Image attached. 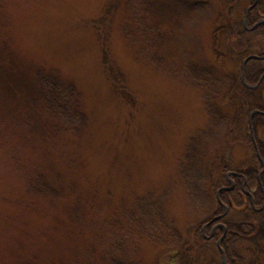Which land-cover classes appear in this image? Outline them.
Segmentation results:
<instances>
[{
  "label": "rangeland",
  "instance_id": "obj_1",
  "mask_svg": "<svg viewBox=\"0 0 264 264\" xmlns=\"http://www.w3.org/2000/svg\"><path fill=\"white\" fill-rule=\"evenodd\" d=\"M231 2L233 22L221 18ZM249 2L0 0V220L32 231L0 247V264H85L103 226L116 230L122 218L142 229L143 264H222L216 240L193 252L196 262L179 246L185 224L208 212L193 213L182 172L230 155L231 171L261 173L264 184V115L250 116L264 113V82L237 83L264 36L248 35L245 46L229 36ZM226 93L251 117L246 131L241 116L206 104ZM56 112L73 124L48 126ZM251 134L257 152L241 144ZM50 135L61 151L43 160L34 186L46 197L27 196L14 166L40 162L37 144ZM223 219L239 236L232 262L264 264V212L249 227L245 207Z\"/></svg>",
  "mask_w": 264,
  "mask_h": 264
},
{
  "label": "trees",
  "instance_id": "obj_2",
  "mask_svg": "<svg viewBox=\"0 0 264 264\" xmlns=\"http://www.w3.org/2000/svg\"><path fill=\"white\" fill-rule=\"evenodd\" d=\"M231 6H232V2L228 3V5H226V7L222 9L221 18L223 20L233 22V20L236 19L235 15L229 12ZM262 15H264V0H257L256 5L248 11L247 14L248 24H252L256 22L258 19L262 17ZM243 18H244V11L242 13V19ZM237 29L235 28L234 30H232L229 35L230 38L234 40V43L237 46H245L247 42L246 38L248 35L256 34V35L264 36V24L262 23L257 24V26L253 31H246L243 26ZM235 44H229V46L234 47ZM263 63H264V59L261 58H250L246 61L243 71V79L245 83L254 85L259 81L261 75L264 72ZM263 82H264V77L261 78L259 84H262ZM237 83L242 86H245L241 81V65H240V73L239 76L237 77ZM214 98L215 97L210 99V102L207 100L208 103L206 102V104H209L212 107V105L215 102H217L219 107H221V109L223 110V113L229 116L232 115V118L238 117V115L241 116V119L243 120V122H241V128L243 131L244 130L246 131L250 123L249 116L246 117L243 114L244 113L243 110H241L240 112L237 110L238 99L234 98L233 93H228V94L226 93L220 97H217V100ZM263 98H264V93H263ZM50 110H51L50 108H47L46 112L52 114V112H49ZM67 124L72 125L73 124L72 119H69L65 113L56 112L51 117V122L49 123L48 126H50L53 129H58V130L60 129L61 132L62 129H65ZM46 126L47 125H45L44 127ZM229 127L233 128L230 125ZM43 135H46L44 131H43ZM55 136L54 135H50L47 137L44 136V138H42L41 140V143L37 144V148L41 152V156L39 158L43 157V159H41L40 162L33 163L32 160L26 158V162L23 161V163H20L19 161H17V166H14L16 170L15 173L18 175V177L21 178L22 188L25 195L27 196L30 195L39 198L46 197V193L43 194L40 191V188L38 187L36 188L34 186L36 185L37 182L45 178L46 173L42 169V167H45V163L43 160H49V158L50 159L53 158L52 151L54 150H58V152L61 151L58 144L59 141L55 140ZM253 138L254 137H252L251 134V136H249L250 140L246 139L245 141L241 142V144L244 145V148L249 149L251 147L252 150L255 152L256 144L253 143L254 142ZM238 140L239 138H237V140H231L230 145L228 144L226 147L227 151L229 150V148L234 147V145L240 144L239 143L240 141ZM210 158L209 160H207V162L204 165L196 166L182 172V180L185 184V187L188 190L190 201L195 209L193 213H195V211L201 210L202 212L204 210H208L207 214L202 216L201 218L198 217L196 220L186 223L182 231L184 233L182 241L184 242H181L179 246L181 249L184 248L188 249V247L193 248L192 253L195 252L198 249V247H201L202 245H206L209 243H213L216 240L215 237H217L216 236L217 234L209 239L205 238L203 234V226L206 223L212 221L205 227L206 233L209 234L212 225L216 222L221 221V218H216V216L223 212L224 204L229 205L230 209L242 207L246 205L245 208L248 213V219L243 221L244 227H249V225L254 224L256 221L260 220L264 212V209L256 210V208L260 207L264 203V184H262L263 183L262 176L258 177L256 173L252 175H247V180L244 185H242V180L240 178L235 177L234 179L235 184L233 188L221 190L218 193V195H216L215 197L216 191L218 187L221 186L220 184L222 181L225 182V185L230 186V184L227 182L228 180L226 176H222V175L225 172L232 170L231 168L232 163H230L231 161L230 155L226 157V160L224 162H220L219 158L216 159V161L213 160V158L212 159ZM28 162H32L33 165L29 166V164H27ZM53 164L54 163H49L50 167H52ZM26 165L27 167H25ZM235 171L239 172V170H235ZM39 177H42V179L39 180ZM251 187H254V191H251ZM243 188L252 193L254 198L253 204L251 203L250 195L245 193ZM211 195H214V200L211 199ZM22 204L24 205L23 202L20 203V205ZM133 211L138 213V211H136L135 209ZM18 222L23 223L24 221L23 219L19 218ZM223 222L226 225L225 236L220 242L219 246L216 243L214 246L216 252L218 253V263H222V254L225 257V260L231 263V261L234 259L236 241L238 240L239 236L234 232L232 228V224H230L226 220H223ZM116 223H117L115 224L116 230L112 229V226L109 223V225L107 224L106 226H103L102 231H99V233L96 235V237L92 242L93 248L89 249L88 252L89 259L84 260L85 264H90L91 260L93 259L95 260L93 264H95V262L96 264H112L110 257L113 254L118 258L116 264H143L142 263L143 260L138 255V249L140 247L138 238L142 237L143 234L141 233L142 229L140 225L137 227H132L131 224L125 221L123 218L119 222L116 221ZM25 224L28 226L27 223ZM0 228L5 229V233H9L11 230L13 231L12 234L8 235L7 237H3V238H1L2 236L0 237V247L2 248L10 247L11 239L14 238L16 235L24 233L20 237H30L31 235H29L28 232H32L29 228L20 227L18 225L16 228L9 227L8 220H0ZM216 231H218L220 235L223 232V229L217 228ZM70 237L73 238V236L69 235V238ZM30 240L32 241V239ZM253 252L255 253L254 255H256L257 249L255 248ZM195 253L191 254L192 259H190V262H196V260H198V258L192 257Z\"/></svg>",
  "mask_w": 264,
  "mask_h": 264
},
{
  "label": "flooded vegetation",
  "instance_id": "obj_3",
  "mask_svg": "<svg viewBox=\"0 0 264 264\" xmlns=\"http://www.w3.org/2000/svg\"><path fill=\"white\" fill-rule=\"evenodd\" d=\"M254 2V0H250V2H249V4L246 6V8L249 6V5H251L252 3ZM256 3H257V0H256ZM256 3H255V5H256ZM254 5V6H255ZM254 6H252V8L254 7ZM246 8H245V12H244V19H246V26H244V24H243V26H244V29L246 30V31H253L254 29H255V27L257 26V24H256V26H254L253 28H252V26L257 22V21H259V20H261V19H264V15H262V17L260 18V19H258L256 22H254V23H252V24H248V18H247V14H248V11L246 12ZM251 9V8H250ZM249 9V10H250ZM243 19V20H244ZM254 54H256L259 58H261V59H264V50H262V51H260L259 52V54L258 53H254ZM261 77H264V72H263V74L261 75ZM260 84H258L256 87H258ZM258 111V110H257ZM256 115H264V113L263 112H261V111H258V112H256L255 113ZM255 114H253V115H255ZM252 137H254L253 136V134H252ZM254 139V138H253ZM254 141H255V139H254ZM255 152H257V149H256V151ZM258 155V154H257ZM263 162V161H262ZM261 163V162H260ZM263 164H264V162H263ZM263 166V165H262ZM261 173H258V177H260L261 175H260ZM225 176H226V178H227V182L230 184V186H227V185H223V186H225V187H227V189H231V188H233V186H234V184H235V177L236 178H240L241 180H242V185H244L245 183H246V180H247V175H245V174H242V170L241 171H239L237 174H235V175H233V174H229V175H227V172H226V174H225ZM245 181V182H244ZM224 190V189H223ZM247 194H249L250 195V198H251V203L253 204V202H254V198H253V195H252V193L249 191ZM225 206L226 207H228L229 209H230V207H229V205H226V204H224V210H223V212L221 213V214H219V215H217L216 216V218H221V221H219V222H216V223H214L213 225H212V227H211V229H210V233L208 234V235H204L205 236V238H207V239H209V238H211V237H214L216 234L218 235L219 234V230L216 232V230H217V228H222L221 226H217V227H215V225L216 224H218V223H223V224H225L224 222H223V216L227 213V211H228V209H227V211H225ZM246 206V205H245ZM210 222H212V221H210ZM209 222V223H210ZM209 223H206L204 226H203V232L205 233V227H206V225H208ZM226 226V225H225ZM215 227V228H214ZM223 229V232L220 234V235H216L217 237H215L216 238V244H217V240H219L220 239V242L222 241V239L224 238V236H225V232H226V228L224 229V228H222ZM222 264H234L232 261H231V263L230 262H227L226 260H225V262H223L222 261Z\"/></svg>",
  "mask_w": 264,
  "mask_h": 264
},
{
  "label": "water",
  "instance_id": "obj_4",
  "mask_svg": "<svg viewBox=\"0 0 264 264\" xmlns=\"http://www.w3.org/2000/svg\"><path fill=\"white\" fill-rule=\"evenodd\" d=\"M255 3H256V0H254V2L246 8V12H247L250 8H252V6H254ZM246 22H247L246 19H244V20H243V24H244V26H246ZM260 23L264 24V19H261V20L257 21V22L252 26V28H253L254 26H256V24H260ZM256 57H258V56L255 55V54H251V55L247 56V57L243 60V62H242V67H241V70H242L241 80H242L243 83H245V81H244V79H243V71H244L245 63H246V61H247L248 59H250V58H256ZM245 84H246L247 86H250V87H251V85H249V84H247V83H245ZM252 86H256V85H252ZM256 112H258V111H257V110H253V111L250 113V116H252V115L255 114ZM229 174H233V175H235L236 172H234V171H229V172L227 173V175H229ZM244 182H245V181H244ZM222 189H227V187H225V186H221L220 188L217 189L216 194H218V192H219L220 190H222ZM244 191L247 192L246 190H244ZM263 207H264V204H263L258 210H261ZM227 209H228V207L225 206V211H227ZM217 226H221V227H223V228L225 229V225H224L223 223H218V224L215 225V227H217ZM215 227H214V228H215ZM219 242H220V239L218 240L217 243L219 244ZM222 261L225 262L224 257H223Z\"/></svg>",
  "mask_w": 264,
  "mask_h": 264
}]
</instances>
